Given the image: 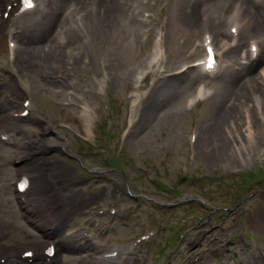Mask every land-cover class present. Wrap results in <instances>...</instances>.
<instances>
[{"label": "rangeland", "instance_id": "rangeland-1", "mask_svg": "<svg viewBox=\"0 0 264 264\" xmlns=\"http://www.w3.org/2000/svg\"><path fill=\"white\" fill-rule=\"evenodd\" d=\"M117 1L120 17L115 12L110 14L102 11L99 0H54L53 3L46 0L45 9L40 11L43 8L42 0L38 11L16 21L24 29L21 40L18 38L24 43L23 48L18 51V57L11 65L7 54L0 56V100L4 101L7 91L15 92L14 102L8 103L7 99L0 106V130L8 133L10 130V134L15 135L12 145L4 146L0 143V246L4 248L2 255L7 260L6 264H20L17 252L19 245H35L42 240L41 234L35 231L33 225L28 226L20 221L12 189L17 177L12 162L18 152L23 150L25 142L39 136L38 132L30 130L34 129L32 126L27 125L25 128L11 119V113L18 107L15 103L21 95L15 88L17 78L29 83L30 96L37 104L46 108L44 116H50L53 128L69 140L70 153L85 161L86 167L91 170L89 178L77 163H72L71 166L59 159L57 151L49 156L54 162L51 166L56 164L59 168L62 164L67 168L65 179H62L64 186L75 191L81 189L78 195L82 200L91 199L85 207L89 214L85 218H77L72 225L75 243L71 246H58L57 255L50 261L51 264H97L99 254L112 248L113 242L132 241L142 233L157 228L158 233L163 234V241L157 238L152 244L155 249L142 246L133 253L141 260L140 264H191L190 259L196 253H201L199 264H255L256 261L261 264L257 256V245H261L260 240L264 235L263 125L255 119V131L258 133L256 140L262 147L254 150L253 163L248 167L233 159L231 143L226 139V129H230L231 121L235 126L233 133L242 136L245 110L253 114L255 96L259 95L264 99V87L258 84V69L264 67V42L262 54L253 66L239 70L224 69L219 78L209 85L213 88L214 95L192 108H186L185 103L194 91L195 79L198 77L196 71L168 78H163L165 73H159L154 80L153 75L151 78L147 76L138 82L140 102L129 128L127 97L129 91L135 90V78L142 72L145 61H148L147 48L152 43V35L146 40L145 48L142 44L145 35L142 34L141 27L132 21L129 23L130 15L134 16V9L123 5L124 0ZM214 1L218 5L211 9ZM220 1L223 0H207V4L201 5L200 9L187 12L186 0H167L165 8L161 6L154 11L155 16L161 14V19L169 22L163 24L169 33V59L163 63L164 66L168 65L166 70L179 69L183 64L199 58V55L192 59H188V56L193 54L190 53L194 49L193 42L200 39L202 30H223L226 26L225 17L232 6L227 7L229 9L224 15L220 11ZM248 1L255 5L252 11L256 22L259 21V27L250 28L249 24L252 25L254 19L251 15L244 14L241 20V40L245 43L247 39H255L254 37L264 40L259 29L264 30V0H254V4L252 0ZM72 3L77 7L72 20L59 19L60 12ZM51 5L55 15L53 20L62 24L64 30L52 31L53 24L46 22V11ZM133 6L135 5H130ZM211 11H215L220 17L217 19L220 24L214 23L215 20H210L207 24L201 21ZM193 12L196 15L195 22L190 18ZM40 15L43 20L39 22L37 18ZM78 18L82 23L81 32L69 31L78 22ZM151 25L156 30L160 26L157 22ZM62 32L66 33L61 34ZM61 36L69 41L66 48L58 44ZM179 39L184 41L178 43ZM28 45H34L37 51L34 57L29 56ZM52 50L57 53L50 52ZM197 50L195 47V51ZM79 52L80 55H77ZM231 53L238 54V51ZM74 56L78 57L75 64L70 71H65L67 60ZM34 58L36 59L32 63ZM84 59L88 62H85L86 68L82 69L80 66ZM108 60L111 67L105 68L108 76L105 80L100 64ZM249 70H253L255 84L245 80ZM47 72L51 74L46 75ZM95 72L98 74V80L95 81H99V85L94 82ZM51 75L56 76L57 80L52 81L46 77ZM67 84H74L71 89L74 95H69L70 98L65 94ZM57 90H62L64 94H58ZM66 97L75 103H80L77 97H83L93 109L97 120L92 140L85 141L84 131L78 132L71 125V120L76 123L73 112L70 115L69 109L60 107L61 101ZM33 117L42 116L36 109ZM33 122L35 121H31V124ZM59 122L70 124L71 131L58 128L56 124ZM192 130L197 139L190 148L188 141ZM114 143L122 144L121 152L120 145L118 150L113 148ZM81 144H87L88 147H82ZM111 149H114L110 154L111 162L116 163L114 166L118 173L93 171L94 168L104 166L103 160L109 157L108 150ZM191 151L194 155L192 162L189 161ZM72 177L77 180L69 186ZM127 193L136 198L131 199ZM136 195H147L162 203H172L174 199H181V202L170 208H163ZM200 200L202 203H199ZM133 201H140L137 210L131 209V206L137 204ZM113 202L117 203L116 211L120 210L123 215L130 209L125 215L126 222L118 215H108L107 211ZM99 210L103 215L96 214ZM114 223L116 226L112 227ZM175 225L184 227L189 233L182 239L173 236L166 238L179 230ZM105 226L107 229L111 227L108 236L99 234L102 227L106 229ZM83 229L89 231L92 240L83 238ZM241 239L253 245H247ZM54 242H60V238L56 237ZM161 245L173 249H165L166 260L157 258L162 254ZM193 246H197V249L191 251ZM171 251L174 253L167 256ZM254 257L256 260L252 261ZM32 264L46 263L37 261Z\"/></svg>", "mask_w": 264, "mask_h": 264}, {"label": "bare ground", "instance_id": "bare-ground-1", "mask_svg": "<svg viewBox=\"0 0 264 264\" xmlns=\"http://www.w3.org/2000/svg\"><path fill=\"white\" fill-rule=\"evenodd\" d=\"M190 1V0H188ZM193 1V5L192 7L194 8H199V4L197 3L196 0H191ZM119 1L117 0H99L98 4L101 5V9L102 11H107L110 14H113V12H115L116 15H118L120 17V13H119ZM138 3L140 1H137ZM222 4L220 5L222 12H225V10L227 11L229 8V6H232L231 11H229V17L227 18V23L228 21L231 20H238L240 19L241 15L243 14H248L251 15L252 18L254 19V23L251 25L252 29H255L258 25H259V21L258 23L256 22L254 13H253V7H255V5L253 6L250 1L248 0H223L220 1ZM247 3H249V5H247ZM132 4V0H124L123 5H125L126 7L133 8L134 11L136 12V10L138 9L137 4L133 7H130V5ZM254 4V3H253ZM218 4L216 3V1H214V6H212L211 9H215L216 6ZM105 6V8L103 7ZM210 10V8L208 9V11ZM49 11L52 12V5L49 8ZM219 12V11H218ZM195 12L192 13V16L190 17L194 22L196 20V15L194 14ZM63 14V12H62ZM216 12L215 11H211V13L206 17V18H202V22L203 23H209L210 20L212 19V16L215 15ZM135 15V14H134ZM145 17V15L139 13L138 17L133 20V15H131L130 17V22L133 21V23L137 22L138 24L142 23V18ZM195 17V18H194ZM214 17V16H213ZM216 19V17L214 18ZM213 19V20H214ZM261 19V17L259 18ZM198 21V25L200 24L199 22V17L197 18ZM259 27V26H258ZM260 29V35L264 36V30ZM29 34V31H28ZM162 34L159 35V38H161ZM63 37H61L62 39ZM264 41V40H263ZM68 45V44H67ZM0 47H4V39L0 38ZM156 49L160 50V54L159 56L154 55V58H152V61L147 65V67H149L150 65H158L164 58V53L162 50V44L161 42L158 45H155V51ZM28 54L29 56L34 57L33 55H35V53H37L36 49L34 48V45L31 47H28ZM50 52L53 53H57L56 51L52 50ZM10 55H12V52H9ZM8 54V55H9ZM9 55V56H10ZM11 57V56H10ZM36 58H34L32 60V63H34V60ZM155 68V66L153 67ZM147 69V68H146ZM247 73H249L247 75V82L248 83H256V79L252 76L253 70H249ZM264 79V72H262V76ZM259 84V83H258ZM262 84V83H261ZM240 101V100H239ZM255 106L257 108V113H258V117L255 118L254 114L245 111V118L248 120L249 122V128L245 130V134L243 133V135L241 136L240 134L237 133H233V131H235V126L230 122V129H226V139H228V141H230L231 143V148L233 150V154L232 157L234 160H239L241 162V164L244 167L250 166L253 163V154H252V150L254 148L257 147H262L257 143V140H255V136L258 135V133L255 131V124H256V120L259 121V123H264V99L261 98V96L256 95L255 99ZM262 109V111H261ZM79 117L82 119V125L85 131V138L86 139H91L92 138V127L94 124V114L91 111L89 114L87 113H79ZM44 131H47V125L44 127ZM262 132L264 133V128L262 130ZM49 134H45L43 137H41L39 140L37 141H33V142H27L25 144V146L27 147H39L41 149H43L45 147V149H48L50 147H61L63 149H68V140L63 138L61 135H57L55 134L54 136H48ZM264 141V140H262ZM38 149V148H37ZM23 151V153L27 152ZM22 168L19 167L18 171H21ZM55 178H59L58 175L54 176ZM64 192H67V195L70 194V191L67 188L63 189ZM68 196H65V198H67ZM79 206L75 201H68L65 204L61 203V207L57 208L53 205V202L51 200H47L46 198V193L44 192V188L41 185H36L34 187L33 193H32V197L30 199V206L28 208H26V211L29 215V217L33 220V224H38L37 227H39V229H41L44 234L47 235H51L52 239L55 237V233L58 231V229H60L61 227H63L65 221L67 220L68 217L72 216L73 213H75L77 211L76 207ZM42 243V242H41ZM35 248L33 247V252L37 255L40 256L41 252L44 251L46 245L44 244H36L34 245ZM24 248L21 247L18 249L19 253L21 250H23ZM22 252V251H21ZM55 257V255H54ZM100 264H102L100 262Z\"/></svg>", "mask_w": 264, "mask_h": 264}, {"label": "snow or ice", "instance_id": "snow-or-ice-1", "mask_svg": "<svg viewBox=\"0 0 264 264\" xmlns=\"http://www.w3.org/2000/svg\"><path fill=\"white\" fill-rule=\"evenodd\" d=\"M23 6L25 8H31L32 7L31 0H23Z\"/></svg>", "mask_w": 264, "mask_h": 264}]
</instances>
